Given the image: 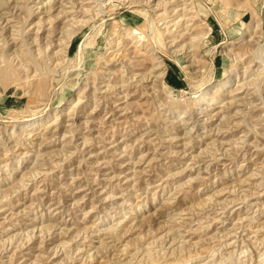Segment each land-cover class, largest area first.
Instances as JSON below:
<instances>
[{
	"label": "rangeland",
	"instance_id": "374dc122",
	"mask_svg": "<svg viewBox=\"0 0 264 264\" xmlns=\"http://www.w3.org/2000/svg\"><path fill=\"white\" fill-rule=\"evenodd\" d=\"M0 264H264V0H0Z\"/></svg>",
	"mask_w": 264,
	"mask_h": 264
},
{
	"label": "bare ground",
	"instance_id": "6f19581e",
	"mask_svg": "<svg viewBox=\"0 0 264 264\" xmlns=\"http://www.w3.org/2000/svg\"><path fill=\"white\" fill-rule=\"evenodd\" d=\"M3 2V1H2ZM2 4V3H1ZM4 6V5H3ZM10 12V11H9ZM2 13V12H1ZM4 16V15H3ZM2 16V17H3ZM10 16V15H9ZM1 17V18H2ZM3 19V18H2ZM9 19V18H8ZM7 19V20H8ZM3 21V20H2ZM9 22V21H8ZM22 32L20 31V34H21ZM132 36V35H131ZM141 38V37H140ZM4 46V45H3ZM16 59V58H15ZM13 61V60H12ZM35 67V66H34ZM40 72V71H39ZM37 73V72H36ZM38 74V73H37ZM26 79V78H25ZM229 82V81H228ZM227 83H223V84H220L219 85V87H220V89L223 87V86H225ZM39 121H41V120H39ZM26 122H28V124H32V125H34L36 122H37V120L35 119V118H30V119H28V120H26ZM189 261V260H188Z\"/></svg>",
	"mask_w": 264,
	"mask_h": 264
}]
</instances>
